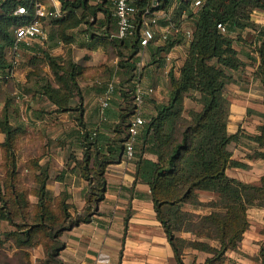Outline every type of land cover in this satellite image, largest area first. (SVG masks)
<instances>
[{"label": "trees", "instance_id": "trees-1", "mask_svg": "<svg viewBox=\"0 0 264 264\" xmlns=\"http://www.w3.org/2000/svg\"><path fill=\"white\" fill-rule=\"evenodd\" d=\"M29 1L0 0V74L13 69L8 51L15 46V31L32 20L31 17L17 15L16 10L21 6L28 7ZM60 2L64 17L50 23L54 40L74 43L75 36L72 33L84 25L88 32L96 27L105 34L102 40L92 34L89 37L90 44L85 45L88 49L108 39L106 33L111 24H116V20L104 5H95L92 0ZM161 2L163 8H168L173 0ZM256 11L264 12V0H205L198 13H190L195 33L180 76L176 77L170 72L169 101L156 105V114L146 119L147 123L135 147L136 179L151 187L158 219L168 236L177 264H185L189 246L211 255L205 264H223L227 252L239 249L250 228L248 211L251 208L264 209V176L260 184L254 185L227 175L229 168H249L245 163L232 160L229 151V146L239 143L242 138L257 146L249 158L264 160V124L259 126L257 135L244 136L241 129L230 134L228 123L231 102L225 95L227 84L233 81L230 72L244 65L234 43L240 40L242 31L257 28L252 21ZM99 13L105 14V18L99 20ZM97 23L100 25L97 26ZM219 24L226 27V34L218 29ZM260 37L261 45L257 49L260 65L257 73L264 88V28L260 31ZM123 46L129 56L120 64L127 70V79L121 83L119 91L126 106L121 122L115 129L117 137L109 148L110 154L105 155L97 148L96 154H92L90 150L99 142L98 131L90 132L84 124L78 129L86 148L83 176L90 185L87 204L81 213H71L67 193L58 198L49 196L46 189L48 170L37 161L30 165L31 173L27 177L20 174L16 150L25 130L14 128L8 121L0 122V131L7 136L0 165V224L7 221L13 227L0 235V246L11 242L20 252H27L35 247L37 235L43 232L48 245L42 264H62L59 259L63 247L60 241L62 234L91 222L97 214L98 206L105 200L107 192L106 168L120 159L134 113L133 77L139 47L136 42ZM174 47L175 43L172 42L153 50L150 65L163 67L166 63V56L163 55L170 53ZM43 55L59 87L48 82L42 86V94L58 106L59 111H68L72 100L82 99L79 84L82 75L77 73L81 70L78 67L77 71L76 64L69 58L48 53ZM89 71L83 69V74ZM189 96L201 109L190 110L186 118L184 102ZM261 116L264 119V114ZM146 153L156 155L157 161L144 158ZM92 158L95 164L90 167ZM28 182H34L36 187L28 186ZM202 192L214 194L216 200L202 203L199 199ZM31 197H36L37 201L33 203ZM187 205L208 207L211 211L198 215L185 210ZM181 233H191L198 240L190 242ZM211 242L216 245H211ZM260 258L264 264V242Z\"/></svg>", "mask_w": 264, "mask_h": 264}, {"label": "crops", "instance_id": "crops-1", "mask_svg": "<svg viewBox=\"0 0 264 264\" xmlns=\"http://www.w3.org/2000/svg\"><path fill=\"white\" fill-rule=\"evenodd\" d=\"M252 21L257 28L242 31L240 40L234 43L244 65L239 70L230 72L233 81L227 84L225 89V95L231 102L228 123V131L231 134L241 129L244 134L257 135L258 127L264 121L261 116L264 114V88L257 73L260 65L257 49L261 45L260 31L264 28V12L256 11ZM50 23L51 20H48L46 38L22 42L17 49L13 47L8 51L9 61L13 65V76L2 79L1 75L6 73L0 74V122L8 121L14 128L25 130V135L18 141L16 150L20 174L27 177L31 173L30 165L37 161L42 168L48 170L46 189L49 196L58 198L67 193L69 196L67 202L72 207L71 213L76 214L84 210L90 190L89 181L85 179L82 171L86 148L78 129L84 124L90 132L98 131L99 142L90 151L95 155L97 148L101 153L108 155L109 148L117 137L115 129L121 122L126 106L119 91L121 81L116 79L118 85L113 81L115 80L113 69L108 70L103 78L90 80L85 85L83 83L86 82L85 78L90 71L101 65L98 62L100 58L101 60L105 58V61L109 59L107 55L104 57L100 49L108 52L111 48L115 56L111 61V67L115 68L116 64V71L123 70L117 64L119 57L115 55L114 50L125 52L123 45L131 42L128 40L120 43L112 38L111 43H98L92 49L85 46L90 43H55L60 49L55 50L57 55L54 56L71 59L76 64L77 71L79 68L81 70L77 73L82 75L79 78L82 99L72 100L70 109L61 112L41 91L42 86L48 82L59 87L55 83L50 66L44 62L43 55L53 51L51 50L53 45L47 43L48 40L54 41L53 27ZM161 23L165 24V21L161 20ZM235 34L232 36L235 37ZM247 37L251 38L249 43L246 42ZM164 45L165 43L151 44L143 56L144 62L151 63L153 50ZM61 47H65L66 52L61 51ZM189 47L190 43L176 45L170 53L163 55L166 56L163 67L150 65L152 68L148 73L150 82H146L147 78L144 76L143 84L146 88H152L154 93L146 98L142 108L145 119L155 115L156 105L167 103L171 94L170 82L168 89L165 90L156 85L154 74L158 71L167 72L162 70L166 67L170 54L175 51V60L177 59L175 66L179 67L175 70V76L179 77ZM75 49L80 52L76 54ZM69 51L71 53L66 54ZM138 55L135 56V61L139 58ZM42 62L43 68L40 65ZM83 69L90 71L83 74ZM111 83H114V91L111 94L110 105L103 108L102 103ZM88 92L103 95L100 106L97 107L86 100ZM114 100L119 102L117 108L112 106ZM189 101L192 103L190 110L201 109L190 96L187 97L184 102L186 118L190 112L187 111ZM248 113H252L251 116ZM6 139V134L0 131V165ZM242 140L245 148L256 146L254 142L244 138ZM144 158L157 161L154 154L146 153ZM231 159L245 163L249 168H229L227 170L229 177L247 184H260L264 176L263 159L249 158L248 153L237 150L232 153ZM94 164L95 159L92 158L90 167ZM136 171L135 159L132 161L126 159L124 149L120 159L107 166L105 173L107 192L105 200L98 206L97 214L93 216L91 222L66 231L60 237L63 247L59 259L62 264H177L168 236L158 219L151 187L146 182L136 179ZM27 185L36 187L34 182H28ZM31 201L35 203L36 197H31ZM248 217L250 228L246 231L239 249L228 251L223 264H263L260 251L264 242V209L251 208ZM0 226V235L12 229L7 221H2ZM12 248L19 251L15 247ZM190 249L193 248L189 247L186 250L185 264L206 263L208 256L205 252Z\"/></svg>", "mask_w": 264, "mask_h": 264}, {"label": "built area", "instance_id": "built-area-1", "mask_svg": "<svg viewBox=\"0 0 264 264\" xmlns=\"http://www.w3.org/2000/svg\"><path fill=\"white\" fill-rule=\"evenodd\" d=\"M147 3H146V2ZM95 5L102 4L111 11L116 20L117 33L112 36L120 43L128 40L136 42L138 59L133 77L135 84L134 113L129 125L128 137L124 143L126 159L132 161L136 157L135 147L144 125L147 123L143 116L142 108L146 98L154 93L152 88H146L143 84L145 62L143 56L153 43H192L195 33V24L190 13L196 14L203 7L205 0H173L168 8H163L161 0H92ZM30 5L18 7L17 15L31 17L32 20L17 28L15 31L17 49L20 43L36 39L46 38L48 20H58L64 17L60 0H30ZM165 21V24L161 23ZM222 34L227 29L219 24ZM13 71L1 75L2 79H9ZM114 91V83L109 86V91L103 100V108L110 105L111 94Z\"/></svg>", "mask_w": 264, "mask_h": 264}, {"label": "rangeland", "instance_id": "rangeland-1", "mask_svg": "<svg viewBox=\"0 0 264 264\" xmlns=\"http://www.w3.org/2000/svg\"><path fill=\"white\" fill-rule=\"evenodd\" d=\"M105 18V14L103 13H99L98 15V19L102 20ZM98 20V21H99ZM100 25V23H97V26ZM117 33V26L116 24H111L110 25V30L108 33H106V36H108L107 40H104L103 43H111L110 40L112 39V36L115 35ZM75 36V41L74 43H89V37L92 36L93 37H98L99 39L102 40L101 38L103 36H105V34H103L100 30H98L96 27L92 28V31L88 32L87 31V27L84 25L82 26L79 30H76L75 32L72 33ZM109 40V41H108ZM251 40L250 37H247V43H249V41ZM118 42V41H117ZM47 43H50V45H53V47L51 48V50L53 51H49L48 53L51 56L57 55L55 50H59L60 46L55 44V43H65V42H59L57 40H48ZM61 51L66 52V48L65 47H61ZM101 52L103 53L104 57L107 55V57L109 58L107 61L101 60L102 58H100V60L98 61L101 65L96 66L95 68H93V70L90 71L88 77L85 78V81L83 84L85 85V83L89 82L90 80H96V78H103L104 74L108 72V70L113 69L114 71V75H115V81L116 79L119 80V82L121 81V83L124 82V80L127 79V70L121 66L120 63H122L123 61H125L124 59H127V57L129 56L128 52H118L117 50L115 51V55H117V57H119V60L117 62L118 66L120 68H123V70H119L116 71V64H115V68L111 67V61L114 60L115 56L114 53H112L111 48L108 52H104L103 49H100ZM73 51V50H72ZM74 52L76 54H78L80 51L78 49H75ZM71 51H69L66 54H70ZM58 54H60V52H58ZM65 54V53H64ZM137 61V60H136ZM175 61H177V59L175 60V51H173L170 56L168 57V61H167V65L165 68H163L162 71H167V72H156V74H154V78L156 79V85L163 87L165 90L168 89L169 87V75L170 72L172 71L175 74V70H178L179 67L175 66ZM103 63V64H102ZM40 65H44V63H40ZM43 68V66H42ZM151 66H150V62H145V68H144V76H146V82H150L149 77H148V73L150 71ZM112 71V72H113ZM111 72V74H112ZM110 74V76H111ZM119 82H116L117 85ZM94 89V88H93ZM93 92H88L87 96H86V100L93 105H96L97 107L100 106V102L102 100L103 95L101 93H96L92 94ZM119 102L117 100H114L112 102V106L113 108H117ZM187 111H189L192 107V103L189 101L188 102V106H187ZM249 116H251L252 113H248ZM264 120V119H263ZM264 124V121L263 123ZM236 126V125H235ZM259 128V127H258ZM232 127H230V131H231ZM231 134V132H229ZM246 133H250V132H246ZM247 134H244V136H246ZM246 139V138H244ZM248 140V139H247ZM242 141V142H241ZM240 141L239 143H233L229 146V151L232 153L237 151H245L246 153H248L249 155H253L255 152V148L257 147L254 145V147H244L242 145L243 140ZM250 142V140H248ZM253 146V144H252ZM200 201L202 203H209L211 201H215L216 200V196L214 194L211 193H206V192H202L200 193V197H199ZM185 210L191 211L195 214H208L210 213V209L208 207H203V206H199V207H192L190 205H187L184 207ZM1 227V226H0ZM13 228V227H12ZM2 234V233H1ZM181 236L183 238H186L187 240H189L190 242H193L195 240H198V238H196L195 236H193L191 233H181ZM203 240V239H202ZM46 237L45 234L43 232H40L37 235V240H36V244L35 247L30 248V250H28L29 252H19L18 250L13 249L12 247V243L11 242H6L4 243L3 246H0V264H42L43 261L45 260V251H46V246L48 245V243H46ZM211 245H216L214 242H211ZM190 247V246H189ZM188 247V248H189ZM187 250V249H186ZM191 251H193V249H190ZM206 253V252H205ZM205 255L209 257H211V255L209 253H206Z\"/></svg>", "mask_w": 264, "mask_h": 264}]
</instances>
